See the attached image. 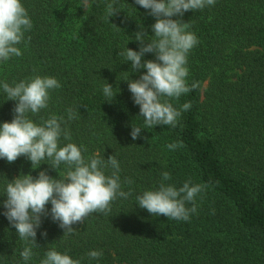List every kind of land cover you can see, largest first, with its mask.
<instances>
[{
	"label": "trees",
	"instance_id": "trees-1",
	"mask_svg": "<svg viewBox=\"0 0 264 264\" xmlns=\"http://www.w3.org/2000/svg\"><path fill=\"white\" fill-rule=\"evenodd\" d=\"M21 2L32 28L17 45L22 55L0 61V85L54 77L61 87L50 90L46 109L29 112L28 118L41 125L52 115L64 117L61 127L71 140L62 135L59 146L74 143L86 161L114 155L121 190L132 194L117 197L107 215L92 213L74 224L69 235L50 215L43 216L32 244L21 240L3 215L6 185L20 175L38 177L40 171L62 179L67 166L56 170L44 160L33 169L24 156L13 163L0 158V264H41L49 250L80 264H264V0H215L173 17L188 23L199 43L187 56L191 91L162 99L177 110L184 103L191 107L182 111L176 127L153 128H145L126 81L138 80L146 69L133 72L131 62L118 54L139 51L134 35L141 26L145 43L155 38L150 10L135 0H118L121 11L108 19L112 0H94L87 11L78 6L80 0ZM155 59L154 53L142 58ZM106 83L117 93L112 101L103 94ZM7 99L0 86V124L14 118L16 102ZM132 125L142 128L136 140ZM175 142L183 147H166ZM112 171L109 167L105 174ZM163 172L171 175L164 184L177 189L189 180L207 185L188 221L155 217L136 204L144 191L159 189ZM46 207L50 212L51 204ZM45 231L47 237L41 235ZM25 247L33 253L27 262L20 255ZM91 251L102 256L90 258Z\"/></svg>",
	"mask_w": 264,
	"mask_h": 264
},
{
	"label": "clouds",
	"instance_id": "clouds-1",
	"mask_svg": "<svg viewBox=\"0 0 264 264\" xmlns=\"http://www.w3.org/2000/svg\"><path fill=\"white\" fill-rule=\"evenodd\" d=\"M93 3L94 0H80L78 6L87 11ZM135 3L150 10L149 14L155 17V23L151 26L155 38L145 43L148 36L141 26V30L134 35L140 44L139 51L127 48L118 53L131 62L133 72L146 69L138 80H126L128 88L134 104L140 108L145 128L157 125L176 127L182 111L189 110L191 105L184 103L177 110L168 99L162 98L179 99L191 91L186 80L189 74L187 56L199 41L194 33L187 31L188 23L173 17H182L189 10L214 5L215 0H135ZM117 4L118 0L107 4L108 19L121 11ZM31 28L32 21L21 0H0V61L6 62L13 56L22 55L17 45L24 41L25 32ZM146 53H154L156 59L142 60ZM0 86L7 94V100L16 102L12 121L0 124V158L13 163L24 156L31 161L33 169L38 168L44 160H50L49 165L56 170L62 163L67 166L62 179L52 178L46 171H40L38 177L20 175L7 183L3 215L21 240L37 244L41 218L48 215L58 222L64 235L72 234L74 224L83 223L92 213L107 215L117 197L127 199L132 194L131 191L121 190L120 164L114 155L104 160L97 154L86 161L82 149L74 143L59 146L62 135L65 140H71V133L61 127L62 122L66 123L64 117L52 115L41 125L28 118L29 112L38 114L46 109L50 90L61 87L54 77L36 76L14 86L7 82ZM103 94L112 101L117 93L114 94L113 86L106 83ZM67 111L68 120L76 118L71 108ZM141 129L132 125L130 135L133 140L140 138ZM166 147L176 150L183 147V143H170ZM109 167L113 170L110 176L105 174V169ZM170 179V173L163 172L159 189L144 191L136 197V204L155 217L163 215L171 220L188 221L190 214L197 211V195L204 192L207 185L192 184L189 180L177 189L164 184L163 181ZM126 183L131 184L132 181L127 179ZM49 203L50 212L46 207ZM189 203L191 208L186 206ZM41 235L47 237V232ZM20 255L27 262L33 253L30 247H25ZM88 256L96 259L102 256V252L91 251ZM41 264H80V261L49 250Z\"/></svg>",
	"mask_w": 264,
	"mask_h": 264
},
{
	"label": "rangeland",
	"instance_id": "rangeland-1",
	"mask_svg": "<svg viewBox=\"0 0 264 264\" xmlns=\"http://www.w3.org/2000/svg\"><path fill=\"white\" fill-rule=\"evenodd\" d=\"M207 85V84H206ZM206 85H205V87H206Z\"/></svg>",
	"mask_w": 264,
	"mask_h": 264
}]
</instances>
